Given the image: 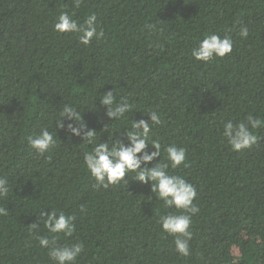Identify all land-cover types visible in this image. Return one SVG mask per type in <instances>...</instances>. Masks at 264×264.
<instances>
[{"label": "trees", "instance_id": "obj_1", "mask_svg": "<svg viewBox=\"0 0 264 264\" xmlns=\"http://www.w3.org/2000/svg\"><path fill=\"white\" fill-rule=\"evenodd\" d=\"M0 0V264H53L38 237L51 236L40 213L74 216L75 231L59 244H83L75 264H264V125L257 141L230 149L223 125L264 120V0ZM61 12L79 24L96 17L87 46L79 33H57ZM247 28V37L240 29ZM228 35L230 54L196 61L206 36ZM113 90L132 105L109 120L100 100ZM65 105L81 112L96 142L124 141L132 121L155 111L150 138L184 148L185 162L168 171L191 183L190 255L175 251L160 218L175 212L151 193V183L127 173L107 189L93 188L83 163L93 145L58 129ZM106 125V127H104ZM42 129L56 143L43 155L28 142ZM152 149L149 148V151ZM39 227L32 230L29 225Z\"/></svg>", "mask_w": 264, "mask_h": 264}, {"label": "clouds", "instance_id": "obj_2", "mask_svg": "<svg viewBox=\"0 0 264 264\" xmlns=\"http://www.w3.org/2000/svg\"><path fill=\"white\" fill-rule=\"evenodd\" d=\"M82 0H74L73 7L79 8ZM73 14L61 12L56 18L54 31L57 33H79V43L87 46L95 38L97 41L103 38V30L98 31L96 17L89 15L85 23L79 24L73 18ZM248 29L241 28L240 36L247 37ZM233 40L230 36L223 37L218 34L206 35L195 47L191 55L196 61L207 62L214 57L223 58L232 52ZM101 106H106V116L109 120H120L129 112L132 105L126 100L116 101L113 90L105 91L99 99ZM148 119L132 121L131 127L124 133L127 143L124 141L96 142V131L89 129L83 122L81 112L75 107L65 105L60 112V119L56 122L58 129L66 131L71 137H78L81 141L93 145L90 151H86L83 157L84 166L94 180L93 188L107 189L110 185L118 184L127 173L136 172L135 181L141 184L151 183V193L163 205L175 209V212L160 218L162 231L174 237L175 251L183 256L190 255L189 241L192 239L190 226L192 217L199 212V208L193 203L197 196L196 188L184 178L172 175L168 169H176L185 162L186 151L176 145H170L164 149L167 163L161 160L154 166L148 165L161 157V143L150 138L153 126L160 125L161 119L157 112L147 114ZM264 125V120L249 114L245 121L234 124L228 120L223 125V136L227 140L230 149L234 152L250 148L257 141L254 131ZM106 127V125L104 126ZM30 147L37 154L43 155L52 148L56 141L51 132L42 129L39 134L28 138ZM149 148L152 150L149 151ZM8 180L0 178V197L8 194ZM7 210L0 207V215H6ZM42 223L51 236L38 237L39 245L48 249V255L53 264H75L76 258L83 251V244H59L58 239L62 234L64 238L71 237L75 231L74 216H66L63 212L55 210L47 214L41 212ZM32 230L39 226L36 223L29 225Z\"/></svg>", "mask_w": 264, "mask_h": 264}]
</instances>
